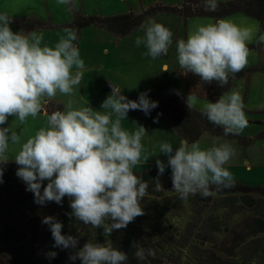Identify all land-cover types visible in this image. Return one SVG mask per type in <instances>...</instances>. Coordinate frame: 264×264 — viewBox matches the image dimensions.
I'll return each mask as SVG.
<instances>
[{"label": "clouds", "instance_id": "1", "mask_svg": "<svg viewBox=\"0 0 264 264\" xmlns=\"http://www.w3.org/2000/svg\"><path fill=\"white\" fill-rule=\"evenodd\" d=\"M57 3L67 5L70 0ZM217 7V0H206V10L215 11ZM11 23V17L0 14V165L9 162L10 144L20 145L12 160L18 166L15 174L26 191L33 193L34 202L60 205L67 197L72 210L68 215L94 229L102 228V234L109 237L113 230L126 228L145 214L141 201L148 194L147 181L134 171L150 157L143 143L146 129L135 125L134 130H128L122 121L130 110L149 116L158 102L150 100L147 91L130 100L113 89L101 104L103 111L89 106L76 109L69 104L63 111L48 114L46 125L21 143L15 131L3 126L8 117L23 124L28 117H37L46 101L58 94L72 95L83 78L85 62L74 43V29H66V35L50 47L42 34L13 31ZM142 31L143 36H137L134 43L146 48L147 57L155 60L168 54L174 38L171 29L149 19ZM252 38L253 29L224 18L197 25L186 39L175 42L178 65L185 75L191 73L204 84L224 86L230 76L247 66ZM259 41L264 42V35ZM194 101L195 97H189L187 107L191 108ZM202 114L223 128L225 135L239 134L248 126L243 98L237 92L208 102ZM159 115L153 122H158ZM159 153L167 157V165L157 159L158 174L162 175L166 167L171 169L173 189L182 200L196 193L211 195L212 186L230 188L235 184L226 167L235 155L228 144L202 148L199 143L184 141L173 149L165 141L159 144ZM3 172L0 167V184ZM41 223L49 226L54 248L74 250L68 257L73 262L126 264L127 253L110 240L87 241L77 247L79 237L62 234L63 224L54 216L43 217ZM133 246L138 260L145 259L146 251L152 254L138 244ZM46 256L53 259L57 253L48 252Z\"/></svg>", "mask_w": 264, "mask_h": 264}, {"label": "rangeland", "instance_id": "2", "mask_svg": "<svg viewBox=\"0 0 264 264\" xmlns=\"http://www.w3.org/2000/svg\"><path fill=\"white\" fill-rule=\"evenodd\" d=\"M182 2L183 0H70L69 4L60 5L57 0H0V14H7L12 18L11 28L13 31L25 33L35 31L37 34H42L44 43L50 47L54 46L61 36L66 35V29H74L77 35V40L74 43L79 48L81 58L85 62L83 78L80 85L74 88L72 95L61 96L58 94L56 98L46 101L41 113L35 118L28 117L23 124L15 117L9 116L8 123L3 126L15 131L21 137L22 143L46 125L47 115L53 111H58L57 104L61 105L62 111L69 104L76 109L89 106L94 110L103 111L101 104L112 93L113 89L121 91V94L130 100H137L140 93L147 91L149 99L157 102L170 98L173 92H178L185 96L187 101L189 97H195L192 106L195 110H203L208 102H215V100L187 93L185 83L187 76L178 65L175 43L176 40L186 39L187 35L197 25L213 23L215 22L214 19L191 17L185 21H179L173 15L157 14L148 18L140 28L134 29L122 38H118L93 25L78 31L70 25L74 19V13H79L82 16L108 17L128 13L129 11L139 13L141 9L157 3L180 6ZM29 17L38 18L43 23L42 26L35 27L32 31L21 29L19 26L20 21ZM149 19L162 23L174 33L173 44L168 54L155 60L145 55L146 48L143 45L137 47L134 43L137 36H143L142 28ZM255 24V29L257 26L255 31L258 35L259 24ZM262 35H264V31ZM260 43L264 44V42ZM247 59L248 63L244 69H254L246 75L247 83L251 76L256 77L257 74L264 76V69H262L258 52L249 50ZM252 65L256 66L252 67ZM256 81L257 79L253 78L247 100L244 96L247 87L245 79L239 80L237 83L234 82V87L221 95L225 96L237 92L243 98L248 126L242 132L236 134L238 138L217 137L204 131L195 142L199 143L202 148L220 144L230 145L235 150V155L226 167L232 173L233 179L251 186H264V139L259 137L260 133L264 132V112L253 111L257 107L264 106V84L262 88L260 84L254 83ZM157 114L158 112H153L149 116H145L142 111L130 110L127 119L122 121L123 126L128 130H134L135 125H143L146 129L147 135L144 137L143 143L146 153L150 157L142 165L134 168L135 172L156 167L157 159L167 165V157L163 153H159L161 142L167 141L175 149L185 141L175 131L172 122L163 114L160 113L158 122H153V118H156ZM19 146L10 144L7 153L9 162L0 165L4 169L3 183L5 179L9 181V179H14L13 176H16L18 166L12 160L19 150ZM163 174L165 176L171 175V169L166 167ZM162 194L163 197L160 200L154 199L158 208L163 207V201L166 199L179 197L178 202L173 200L177 209L169 214L168 229L171 233L168 234L171 241H175L180 247L185 246L186 250L184 251L186 254L196 259L200 256L207 257L211 255L215 251V247L219 246V240L225 238L226 232L219 236L217 232L210 229L205 219V213L214 210L216 205L220 204V201L225 202L224 204L229 203L225 210L220 211L223 220L221 227L230 228L227 233L231 229L239 230L244 218H255L257 216L264 218V208L262 210L258 207L256 209H244L239 195H232L219 200V196L211 193L210 196L214 200L211 204L206 205L189 201L195 194L190 195L187 200H182L174 189L166 187L162 188ZM252 196L255 199H260L257 194ZM258 201L264 207V199ZM43 207L44 209L47 208L46 205ZM44 211L47 215L44 214L42 209L37 211L36 214L42 218L51 216L48 209ZM27 215L31 216V213H27ZM5 216L6 211L3 209L0 211V221ZM180 217H182L180 222H176L175 218ZM73 236L79 237L80 246L88 241L81 235ZM262 238H264V235L250 237L236 248L237 254L244 257L246 264H264V258L255 256V250L258 249L256 247L258 245L257 241L261 242ZM0 249H3L1 243ZM53 251L57 253V256L48 259L46 253ZM73 251V249L50 248L45 253L44 259L47 264H71L72 261L68 257ZM223 257L226 259L225 255ZM0 259L4 264H12L13 257L8 252L1 251ZM226 261L229 262L228 264H234L231 259H226ZM203 264L217 263L214 260H208Z\"/></svg>", "mask_w": 264, "mask_h": 264}, {"label": "trees", "instance_id": "3", "mask_svg": "<svg viewBox=\"0 0 264 264\" xmlns=\"http://www.w3.org/2000/svg\"><path fill=\"white\" fill-rule=\"evenodd\" d=\"M217 3L218 7L215 11L206 10V0H183L180 6L157 3L141 9L139 13L129 11L128 13L108 17L82 16L79 13H74V19L70 25L75 27L77 31L93 25L118 38H122L134 29L140 28L148 18L157 14H169L175 16L179 21H185L191 17L218 19L235 13H242L255 18L261 24L264 22V0H229L225 2L217 1ZM42 24L38 19L26 18L20 21L19 26L23 30L32 31L35 27L42 26ZM262 46L264 45L250 46L249 50L258 49ZM250 70L253 71L254 69L242 70L234 76H230L228 83L224 86H219L216 82L204 84L199 80V77L189 73L185 78L187 93L216 101L222 94L231 89L234 79L246 76ZM202 93L204 94L202 95ZM186 101L185 96L173 92L170 98L159 101L158 107L150 113L163 114L172 122L175 131L189 143L195 142L204 131L217 137L238 138L236 134L225 135L223 128L211 123L202 114V110L188 108ZM57 105L58 111H62L61 105ZM259 137L264 139V132L260 133ZM136 173L148 183V194L141 201L145 214L136 217L126 228L113 230L109 237L102 234V228L94 229L91 225H85L68 215L72 210L67 197L63 198L60 205L55 202H47L45 204L47 208L45 209H48L51 216H54L63 224L62 234L81 235L85 240L93 243H106L110 240L114 247L127 253L126 264H203L208 260H214L217 264H228L229 262L226 259H231L234 264H246L244 257L237 254L236 248L250 237L264 235L263 217L244 218L239 230L231 229L227 233L230 228L221 227L223 224L221 212L226 209L229 203L224 204L225 202L220 201V204L216 205L214 210L205 213V219L210 229L217 232L219 236L226 232L225 238L219 240V246L215 247V251L209 255L212 257L200 256L198 259L189 257L184 251L186 247H180L175 241H171L168 234L171 233L168 229L169 214L177 209L173 200L178 202L179 197L166 199L163 201L162 208H158L154 200H160L163 197V187L173 189L171 175H160L157 168H147ZM13 178L9 181L5 179L4 183L0 184V211L3 209L6 211L5 218L0 221V243L3 248L0 250L8 252L13 257L12 264H47L44 255L48 249L54 248V240L49 226L42 224L43 218L36 214L41 209L46 214L44 205L36 204L33 193L26 191L24 182L16 176H13ZM211 193L219 196V200L224 197L239 195L244 209H256L258 207L262 210L264 208L262 203L258 201L264 199V186H251L235 181L234 186L230 188L212 186ZM253 194L259 195L260 199H255L252 196ZM213 200L210 195L203 196L200 193L189 199L194 203L206 205L211 204ZM27 213H31V216H28ZM181 218H175L176 222H180ZM40 242L42 243L40 244ZM134 244H141L140 246L145 250H150L152 254L148 255L146 251L145 259L138 260L135 256L137 248L133 246ZM257 244L258 249L255 250V256L264 258V238L261 239V242L257 241ZM77 247L82 246L79 244ZM224 255L226 259L223 257ZM203 260H206V262ZM0 263L4 264L1 259ZM71 264H80V262L76 260L75 262L72 261Z\"/></svg>", "mask_w": 264, "mask_h": 264}, {"label": "crops", "instance_id": "4", "mask_svg": "<svg viewBox=\"0 0 264 264\" xmlns=\"http://www.w3.org/2000/svg\"><path fill=\"white\" fill-rule=\"evenodd\" d=\"M217 1H222V2H225V1H229V0H217ZM172 6V5H170ZM30 18V17H29ZM194 18H209V17H194ZM224 19H227L239 26H242V27H249L251 29H253V38L252 40L248 43V47L250 46H254V45H264L263 43H260L259 41V37L262 35V32L264 31V22L261 24L258 20H256L255 18H252V17H248L242 13H235L233 15H230V16H227V17H223ZM36 19V18H35ZM38 19V18H37ZM210 19H213V18H210ZM216 20V19H214ZM255 23H258L259 24V28L260 30L258 31V35L256 33V29H257V26H256V29H255ZM251 50H255L258 52L259 56H260V61H261V66L262 68H264L263 64H264V46L258 48V49H251ZM256 65H252V67H254ZM246 70V69H243V71ZM253 78H256L257 81L254 82L255 84H260L263 88V84H264V76L262 75H256V77L254 76H251V78L248 79V83H247V76H244V77H241V78H237V79H234L232 81V87H234L235 83H237L239 80H242V79H245L246 81V92L244 94L245 96V100H247L248 98V94H249V91L251 90V87H250V84L252 83L253 81ZM260 79V80H259ZM235 82V83H234ZM256 86V85H255ZM199 88V87H198ZM197 88V89H198ZM204 93H202L203 95ZM205 96V95H204ZM258 108V110H257ZM255 110V112H264V106H260V107H257ZM45 111V110H44ZM150 168H156V167H150Z\"/></svg>", "mask_w": 264, "mask_h": 264}]
</instances>
